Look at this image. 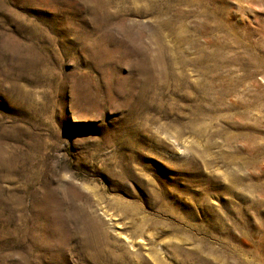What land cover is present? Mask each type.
<instances>
[{
	"label": "rangeland",
	"instance_id": "rangeland-1",
	"mask_svg": "<svg viewBox=\"0 0 264 264\" xmlns=\"http://www.w3.org/2000/svg\"><path fill=\"white\" fill-rule=\"evenodd\" d=\"M0 264H264V0H0Z\"/></svg>",
	"mask_w": 264,
	"mask_h": 264
}]
</instances>
